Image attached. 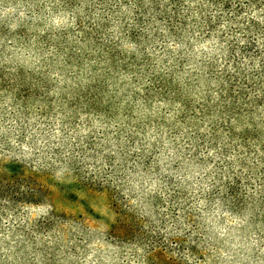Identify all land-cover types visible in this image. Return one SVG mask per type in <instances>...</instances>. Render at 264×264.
I'll use <instances>...</instances> for the list:
<instances>
[{
	"label": "rangeland",
	"instance_id": "374dc122",
	"mask_svg": "<svg viewBox=\"0 0 264 264\" xmlns=\"http://www.w3.org/2000/svg\"><path fill=\"white\" fill-rule=\"evenodd\" d=\"M233 11L0 0V264H264V8Z\"/></svg>",
	"mask_w": 264,
	"mask_h": 264
},
{
	"label": "trees",
	"instance_id": "16d2710c",
	"mask_svg": "<svg viewBox=\"0 0 264 264\" xmlns=\"http://www.w3.org/2000/svg\"><path fill=\"white\" fill-rule=\"evenodd\" d=\"M207 1H209L212 5H215L217 7L218 6L222 7L223 10H225V11L234 10L233 13L235 12L237 14L240 13L245 6L255 7L257 5V6L264 8V0H207ZM234 3H236V4L234 5ZM235 13H234V15L237 16V14H235ZM250 24L256 25L257 23H255V21H252V23H250ZM262 174H263L262 178L264 179V170H263ZM228 187H230L232 192L234 191V185L229 183L227 188ZM262 189L264 192V181H263ZM260 202L264 203V199Z\"/></svg>",
	"mask_w": 264,
	"mask_h": 264
}]
</instances>
